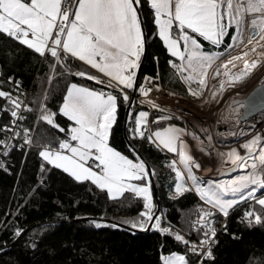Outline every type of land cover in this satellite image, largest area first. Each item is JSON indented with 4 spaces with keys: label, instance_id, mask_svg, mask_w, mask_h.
<instances>
[{
    "label": "snow or ice",
    "instance_id": "6c2138e0",
    "mask_svg": "<svg viewBox=\"0 0 264 264\" xmlns=\"http://www.w3.org/2000/svg\"><path fill=\"white\" fill-rule=\"evenodd\" d=\"M146 19L154 24V35H158L170 57L175 58L167 61L173 70L172 78L178 77L195 98L208 99L203 94L210 78H219L218 86L210 90L214 100L225 88L236 86L264 66V0H74L73 4L69 0H0V34L26 46L41 63H46L49 83L55 76L67 74L105 86L66 83L56 111L47 107L50 89H44V94L34 100L38 103L37 119L64 134V138L56 137L55 141L49 140L40 147L38 154L42 160L76 182L90 181L96 188L106 190L110 199L125 192L141 199L142 210L138 216L123 223L132 229L151 227L161 235L172 236L203 264L205 259H214L217 213L228 217L240 202L250 200L259 207H248L240 217L241 222L249 227L264 226V196H259L264 191V132H252L249 137L241 130L242 143L220 150L210 133L206 134L205 144L196 133L171 124L150 131L149 112L135 113L134 126L128 129L132 136L146 137L150 144L178 156L182 168L177 166L176 159L169 164L175 173L173 198L195 191L210 206H197V218L191 222V229L200 234L199 243L186 239L171 224L162 226L165 217L162 213L155 214L158 209L150 186L154 171H148L146 161L131 145L129 151L135 159L111 143L120 98L127 106L130 96L126 90L135 91L137 87V69L146 51ZM77 62L90 68L73 72ZM7 80L17 94L0 89V98L5 101L0 111L8 112L11 117L10 123L0 129L11 133L0 140L5 155L12 146L11 140L21 137L18 122L25 120L21 110L33 111L21 100V81L13 76ZM159 81H162L159 74L144 77V83L138 85L140 103L166 112L168 109L149 97L153 90L162 91ZM114 88L118 92H113ZM256 112H264V84L244 100L234 99L229 105V115H222L220 119H234L239 124L241 119ZM58 114L66 118L63 127L55 119ZM128 115L131 118L133 113L130 111ZM168 118L157 115L156 121ZM22 132L23 144L30 146V129L23 127ZM186 135L196 141L201 153L215 152L222 166H230L224 167V171L238 169L239 174L226 180L198 176L194 169H200L201 164L191 154ZM216 135V142L222 144L224 138L235 137L237 133L217 132ZM52 143L58 146L52 147ZM44 170L42 163L41 181ZM22 231L16 229L14 236L19 237ZM233 238L238 239L235 235ZM159 260L161 264H189L186 254L177 251L164 254L162 246ZM249 264H264V257H250Z\"/></svg>",
    "mask_w": 264,
    "mask_h": 264
},
{
    "label": "trees",
    "instance_id": "16d2710c",
    "mask_svg": "<svg viewBox=\"0 0 264 264\" xmlns=\"http://www.w3.org/2000/svg\"><path fill=\"white\" fill-rule=\"evenodd\" d=\"M145 15L147 16V13ZM145 23L148 24L147 50L138 85L143 83L145 76L159 74L162 77L159 82L164 89L191 97L187 87L178 77L172 78L173 70L167 61L175 58L170 57L158 35H154V24H150L147 19ZM226 39L229 42L230 37ZM86 69L89 68L83 65V62H77V66L72 70L74 72ZM59 71L60 69H57V72ZM47 73L48 65L41 63L32 50L0 34V81H3L0 83V89L12 91L13 95H16L14 86L8 83L7 78L13 76L19 79V91L23 93L21 100L33 109L30 112L21 110V114L25 116V120L18 122L21 126V137L11 140L12 146L7 155L0 145V164L3 165L0 167V264H161V246L164 254L177 251L186 254L189 264L195 261L199 264L198 256L188 252L187 248L175 242L172 236L161 235L151 227L147 231L132 229L123 223L138 216L142 210L141 199L128 192L110 199L106 190L96 188L90 181L76 182L62 170L47 165L42 160L38 154L40 147L49 140L55 141L56 137L64 138V134L37 119L38 103H34V100L44 94V89H50L47 107L56 111L66 83L82 82L88 86L105 87L96 85L94 81H87L86 78L67 74L55 76L49 83ZM113 92L118 90L114 88ZM120 99L111 143L117 150L135 159L123 135L126 106L122 97ZM4 103L3 98H0V109L4 107ZM141 110L148 111V107L133 99L128 110V113L131 111L133 115L131 118L127 116L126 134L148 162L151 173L154 171L152 176L159 200L157 215H164L162 209H166L164 216L167 220H162L161 224H171L173 229L180 231L186 239L199 238L200 234L192 231L191 222L197 216V206L207 208L204 202L194 191H187L173 198L175 182L172 178L175 173L169 167L171 156L150 144L146 137H133L128 131L134 126V114ZM157 115L169 118L156 121ZM55 119L62 127L66 125V118L59 114ZM10 120L8 112L0 111V129L9 124ZM173 121L184 125L190 133L201 136L192 123L188 121L186 124L171 113L161 112L160 109H152L149 113L150 130ZM23 127L30 129V146L23 144ZM10 134L0 131V140ZM51 146L58 145L52 143ZM42 163L45 164V170L41 181ZM250 206L259 207L246 200L230 210L226 222L217 232L216 243L212 247L214 259H205L203 264H249L250 257H264V226L249 227L240 220L243 212ZM218 217L219 215H216L215 219ZM112 224H117L118 227L113 228ZM25 228L27 229L15 240L16 229ZM234 235L238 239H234Z\"/></svg>",
    "mask_w": 264,
    "mask_h": 264
},
{
    "label": "rangeland",
    "instance_id": "374dc122",
    "mask_svg": "<svg viewBox=\"0 0 264 264\" xmlns=\"http://www.w3.org/2000/svg\"><path fill=\"white\" fill-rule=\"evenodd\" d=\"M245 31H247L245 29ZM230 42V40H229ZM216 50V49H213ZM220 51H223V49H219ZM233 54H235V51L233 52ZM264 82V66H260L258 67L256 70H254V72L248 77L246 78L243 82H241L239 84V86H234V87H230V88H225L224 92L222 95H218L216 97V99H212L210 96V90L214 88V86H218L219 83V78H210L208 80V85L206 87V90L204 91V96L208 97L207 100L204 99H198L195 98L193 96L191 97H186L187 99H193V101L191 103H186L185 105L189 106L190 108L196 110V112L199 115H208V132L205 134L210 133L213 136V141L215 144V147L220 149V150H227L228 147L231 146H237L238 143H242L243 141V137H241L239 135V133L241 132V130H245L247 132V134L250 135L252 134V132H264V112H256L253 113L250 117H248L247 119H245L244 121H241L237 127V129H230V131L236 132L239 137L238 139H234L233 143H229V142H224L221 143H217L216 141L218 140L216 134L217 132H222L219 131L217 129V125L218 124H226V126H230V125H237V123L235 122V120H228V121H223L221 120V116H228L227 114L229 113V105L232 103V101L234 99H238V100H244L245 98H247L248 96H250L262 83ZM197 85H193V87H196ZM107 90V89H106ZM241 91V92H239ZM176 96H178L177 98L179 100H184L186 98H184L181 95H178L175 93ZM168 113L169 112H165ZM203 119H205V117H202ZM260 120V121H259ZM211 121V123H210ZM218 121H220L219 123H217ZM259 121V122H258ZM209 123L211 125H209ZM259 124L256 127H252L249 124ZM175 125L177 127H181V128H185L184 125H182L179 122H168L167 124H164L162 126H156L154 128H152L150 131H155L157 127H166L168 125ZM210 126V127H209ZM249 129H251V131H249ZM205 144H207V140H203ZM191 145L193 146V151L195 153V159L199 161V163L201 164V170L200 169H194V171H196V174L199 176L202 173H206L208 172V174L211 177L208 178H212L214 180H226V179H230L232 177H228L227 174L231 173L234 170H228L225 171V173L221 174V172H219V166L220 168L223 167H229L228 165H221L220 162L216 159L210 158V155H205L204 154H199V149L197 147V144L195 142H193ZM241 151V153L243 154V150L239 149ZM191 152V149H190ZM192 154V153H191ZM202 155V156H201ZM214 157H216L215 152H214ZM202 158V159H201ZM210 158V159H209ZM213 159V160H212ZM179 163V160H178ZM178 167H181V165H178ZM240 171V170H239ZM239 171L234 172L233 176L238 175ZM186 176V173H185ZM213 176V177H212ZM217 176H219L217 178ZM201 177V176H200ZM217 178V179H215ZM173 181L175 182V176L172 178ZM175 185V183H174ZM195 192V191H194ZM175 194V192L173 193V195ZM172 195V194H171ZM154 199V198H153ZM154 204H155V199H154ZM206 206V205H205ZM207 207V206H206Z\"/></svg>",
    "mask_w": 264,
    "mask_h": 264
},
{
    "label": "crops",
    "instance_id": "0c3cea01",
    "mask_svg": "<svg viewBox=\"0 0 264 264\" xmlns=\"http://www.w3.org/2000/svg\"><path fill=\"white\" fill-rule=\"evenodd\" d=\"M74 3V2H73ZM72 3V4H73ZM230 40V39H229ZM178 62V61H177ZM85 66H87V65H85ZM88 68H90V66H87ZM92 71H94L95 72V70H92ZM240 84V83H239ZM239 84H237L236 86H239ZM239 92H241V91H239ZM175 94V93H174ZM184 97V96H183ZM184 98H186V97H184ZM188 98V97H187ZM184 99V100H182V105H183V107L184 108H186V109H188V110H190L191 112L193 111V113L195 114V117H193V118H188V121L190 122V123H192L196 128H197V130L200 132V137H201V139L202 140H206V134L205 133H207L208 132V115H199L197 112H196V110H194V109H192V108H190L189 106H187V105H185L187 102L188 103H191L192 101H193V99ZM191 101V102H190ZM142 111V110H141ZM143 111H145V110H143ZM229 112V111H228ZM179 120H181V121H183L181 118H179L178 116H176ZM199 117H205V121L204 122H201L200 121V118ZM192 120V121H191ZM208 120V121H207ZM207 121V122H206ZM210 123H211V121H210ZM209 123V125H211ZM204 124H206L207 125V129L205 130V129H203V125ZM210 127V126H209ZM186 132H189L190 133V131L186 128ZM185 139H186V142H187V144L189 145V149H191V153H192V155L194 156V158H195V153H194V151H193V146L191 145V143H192V137L190 136V135H186L185 136ZM233 141H234V139H232ZM233 141H231V140H226V141H224V142H229V143H233ZM193 142H195L196 143V141L195 140H193ZM165 152H167V150H164ZM200 152V151H199ZM170 156H171V158H172V160L173 159H176L177 160V164L179 165V163H178V156H177V154H175V153H169V152H167ZM199 154H203V153H199ZM205 155V154H204ZM202 156V155H201ZM205 157H206V155H205ZM213 157V159H216V157H214V152H212L211 154H210V158H212ZM209 158V159H210ZM212 159V160H213ZM219 168V172H221V174H223V173H225V171L223 170V168H220V166L218 167ZM206 175H209L208 174V172L207 173H202L201 175H199V176H201V177H205ZM259 196H264V192H259ZM258 198V197H257Z\"/></svg>",
    "mask_w": 264,
    "mask_h": 264
},
{
    "label": "water",
    "instance_id": "95a60500",
    "mask_svg": "<svg viewBox=\"0 0 264 264\" xmlns=\"http://www.w3.org/2000/svg\"><path fill=\"white\" fill-rule=\"evenodd\" d=\"M146 50H147V44H146ZM145 56H146V51H145V53L142 55V60H141V64H140V67L137 69V81H138V79H139V76H140V72H141V68H142V65H143V62H144V60H145ZM262 84H264V82L262 83ZM261 84V85H262ZM261 85L259 86V87H261ZM137 86H138V83H137ZM258 87V88H259ZM137 88V87H136ZM136 91V90H135ZM135 91H131V96H130V102H129V104L126 106V108H125V112H124V117H123V135H124V138H125V140L127 141V143H128V145H131L132 147H134L133 146V144L131 143V141L129 140V138H128V136H127V134H126V120H127V116H128V110H129V107H130V105H131V103H132V101H133V95H134V93H135ZM242 121H244L245 119H241ZM203 129H207V125L206 124H204L203 125ZM135 148V147H134ZM136 149V148H135ZM136 151H137V153L139 154V156L143 159V160H145V158L141 155V153L136 149ZM146 161V160H145ZM146 166H147V169H148V171L151 173V169H150V166H149V164H148V162L146 161ZM236 171H239L238 169L237 170H234V171H232L231 173H229V174H227V176L228 177H233V173L234 172H236ZM208 177H211L210 175H206L204 178H208ZM213 177V176H212ZM219 176H217V178H218ZM217 178H215V179H217ZM150 186H151V190H152V194H153V198L155 199V205H156V208L158 209V211H159V200H158V198H157V188H156V185H155V182H154V179H153V176L151 175L150 176ZM158 211H156V215H157V213H158ZM85 218H92V217H85ZM98 219V218H97ZM99 219H101L102 220V218H99ZM124 226V225H123ZM124 227H126V226H124ZM149 228L150 227H148V228H146L144 231H147V230H149ZM27 228H25V229H23V231H22V233L26 230ZM21 233V234H22ZM21 236V235H20ZM18 237H16L15 238V240L17 239Z\"/></svg>",
    "mask_w": 264,
    "mask_h": 264
},
{
    "label": "built area",
    "instance_id": "2783aa9c",
    "mask_svg": "<svg viewBox=\"0 0 264 264\" xmlns=\"http://www.w3.org/2000/svg\"><path fill=\"white\" fill-rule=\"evenodd\" d=\"M74 2V0H69V4H72ZM143 83H144V81H143ZM126 91H128V93H129V96H131V92L129 91V90H126ZM162 91H165L166 93H170V94H173L172 92H170V91H168V90H166V89H164V88H162ZM149 97L152 99V100H154V101H156L158 104H160L163 108H166L161 102H160V100H159V98H160V91H156V90H153L150 94H149ZM133 99H135L138 103H140V100L142 99V97L140 96V94H139V91L138 90H136V92L134 93V95H133ZM141 104V103H140ZM143 105H146L147 107H148V112L150 113V111L153 109V108H150L149 106H148V104H143ZM167 109V108H166ZM167 112H169V113H171V114H173V115H175V116H178L179 118H181L186 124L188 123V118H190L191 116H192V114L190 113L189 115H186L185 114V112L183 113V114H181V115H178V114H176V113H173L172 112V110H169L168 109V111ZM11 135V134H10ZM9 135V136H10ZM207 207H210V206H208V205H206ZM163 210V212H164V215H165V212H166V209L165 208H163L162 209ZM216 215H219V217L218 218H214V227H215V225H216V235H217V232L223 227V225H224V223L226 222V219H227V217H224L223 215H221V214H219V213H217ZM215 215V216H216ZM165 217V216H164ZM197 218V216L195 217V219ZM194 219V220H195ZM165 220H167L166 219V217H165ZM193 232H196L195 230H192ZM200 238V237H199ZM199 238H193V237H191V238H189V240L190 241H193V242H196V243H199ZM216 238V237H215ZM197 258H199V257H197ZM196 262L197 261H195L193 264H196Z\"/></svg>",
    "mask_w": 264,
    "mask_h": 264
},
{
    "label": "bare ground",
    "instance_id": "6f19581e",
    "mask_svg": "<svg viewBox=\"0 0 264 264\" xmlns=\"http://www.w3.org/2000/svg\"><path fill=\"white\" fill-rule=\"evenodd\" d=\"M177 97L178 96H176L174 93L170 94L166 93L165 91H160L159 100L167 109L172 110L173 113L181 115L185 112L186 115H189L191 111L184 108L182 105V100H179Z\"/></svg>",
    "mask_w": 264,
    "mask_h": 264
},
{
    "label": "flooded vegetation",
    "instance_id": "af4514ba",
    "mask_svg": "<svg viewBox=\"0 0 264 264\" xmlns=\"http://www.w3.org/2000/svg\"><path fill=\"white\" fill-rule=\"evenodd\" d=\"M243 100V99H242ZM191 114H192V117L191 118H193V117H195V114L193 113V111L191 112ZM227 115H229V113L227 114ZM200 118V121L201 122H204L205 121V119H203V118H201V117H199ZM192 121V120H191ZM242 121V120H241ZM260 121V120H259ZM258 121V122H259ZM238 125L239 124H237V125H230V126H226V124H218L217 125V129L219 130V131H222V132H228V131H230V129H237V127H238ZM250 126H252V127H256V126H258L259 124H249ZM217 136V135H216ZM238 137H239V135L237 134L235 137H227V138H224L223 139V141H226V140H231V141H233L232 139H238ZM218 138V137H217Z\"/></svg>",
    "mask_w": 264,
    "mask_h": 264
}]
</instances>
